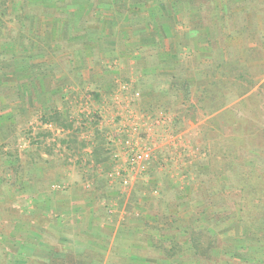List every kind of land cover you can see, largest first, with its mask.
Instances as JSON below:
<instances>
[{
  "label": "crops",
  "instance_id": "0c3cea01",
  "mask_svg": "<svg viewBox=\"0 0 264 264\" xmlns=\"http://www.w3.org/2000/svg\"><path fill=\"white\" fill-rule=\"evenodd\" d=\"M243 2L25 0L15 19L7 9L5 15L0 14V174L13 165L15 155L19 158V151L13 152L6 144L19 133L15 116L24 110L27 98L34 95L46 100L37 108L44 110L42 114L48 107L59 109L53 97L64 99L62 102L69 99L71 75L79 76L80 81L92 75L98 79L123 76L130 80L126 82L131 84V92L143 93V109L151 108L149 102L154 95L169 104V96L176 93L181 108H193L195 113L202 108L200 114L206 117L208 127L226 129L224 111L233 102L222 92L231 87L226 83L229 69L247 57L258 35L247 31L249 24L243 20L251 22L252 15ZM27 8L29 12H25ZM9 27L17 34L6 40L10 35L2 37L1 33L8 32ZM233 43H237V58L233 57ZM114 66L117 68L111 69ZM13 76L18 84L6 83ZM207 84L210 98L203 107L199 105L203 97H196L193 90L200 92V87ZM10 86L17 92L16 99L6 101L3 91ZM92 86L95 94L107 90V86ZM35 121L39 124L41 120ZM33 123L29 120L28 126ZM44 127L56 133L64 130L51 124ZM27 153L24 157L30 160L41 154L38 150ZM27 159L9 168L13 175L5 180L0 177V204L10 199L21 205L16 215L15 244H10L12 249L5 248L15 249L16 255L7 264H29L30 260L40 264L52 257L63 261L74 257L77 264H257L264 260L247 245H236L234 253L230 251L233 242L244 239L241 236L210 248V240L229 234L234 227L247 230L235 222L239 219L226 217L225 209H215L219 201L207 192L214 193L213 182L200 185L188 180L182 187L179 183L165 185L177 190L171 196L162 189L156 193L160 185L150 183L146 187L152 185L153 191L146 188L136 202L129 195L121 203V211L119 208L107 216L103 198L115 194L108 195L104 190L115 187L109 186L102 175L95 172L100 178L91 180L96 189L90 191L88 183L84 184L70 167L57 169L52 161L28 167ZM53 169L54 180L44 178ZM58 182H63L62 188L51 185ZM3 215L0 211L1 222ZM200 234L202 244L196 239ZM207 252L211 259H219L209 260Z\"/></svg>",
  "mask_w": 264,
  "mask_h": 264
},
{
  "label": "rangeland",
  "instance_id": "374dc122",
  "mask_svg": "<svg viewBox=\"0 0 264 264\" xmlns=\"http://www.w3.org/2000/svg\"><path fill=\"white\" fill-rule=\"evenodd\" d=\"M6 1L9 14H11L12 19L13 17L15 19V16L21 13L19 5L22 1L25 3V0ZM246 1L247 0H244L243 3L247 4L248 2ZM251 7V22H249L248 19L243 21L249 24L247 27L249 34H258L251 42V45L255 47L248 48L247 57L238 63V65H234L229 69V77L226 78V83L228 82L231 87L224 88L225 90L222 94L229 95L231 102H233L231 107L237 105L238 99H240L237 92L243 90L246 92V96L252 93L256 94L258 98L254 96L255 100H253L255 103L254 109L257 107L259 111L257 113L258 117L256 122L260 121L258 124L263 128L264 82H262V80H264V1H262L261 4L255 1ZM28 9L29 8H27L25 12H29ZM8 19L9 18H7V20ZM234 27H232V29H235ZM6 31L8 32L3 30L1 33L2 37L6 34L10 35V37L8 36L5 38L6 40L16 37L17 33L15 28L9 27ZM237 43L232 44L234 58H237ZM116 68L115 66L114 68L111 67V69ZM107 69L109 70V68ZM231 71H233L234 74H232ZM245 73H247V76H245ZM242 74L244 76H241ZM90 77L91 76H88L85 77L86 80H81L82 84L79 76L75 77L71 75L69 77L71 84L68 87L70 89L68 94L69 99L65 100L68 101L66 106L64 105L65 101L62 102L64 99L58 98V96L53 97L59 99H55L53 102L56 101L58 104L56 107H60V111L64 112L65 119L73 125L70 131L65 129V131L61 130V132L56 133V131L44 127L41 120L43 116L41 112L44 110L40 111L37 108H40L38 106L42 102H46V100L42 99V97L34 98V95L27 98L25 103L27 105L23 108L24 110L22 112L20 111L15 116L19 122V133L6 144L13 152L19 151V158L17 159L15 155V157L12 158L14 162L13 165L9 166L7 164V172H3V175L0 174L2 180H5V178L8 177L7 175H13V172L11 170L9 171V168H13L14 165H18L22 161L25 163L28 151L31 153V150H38L41 154L36 156L35 160L27 159V162L29 161L28 167L32 164L39 163L45 165V163L49 164V162L52 161V166L57 169L63 167L69 169L70 167L73 174L84 180V184L88 183L87 188H89L90 191L96 189L94 185L92 186L94 178L95 182L96 179L100 178L96 173L102 175L109 186L115 187L113 189L106 185L109 188L104 190L106 194H108V192H110V194H115L114 196H104L103 198L107 216L114 215L121 207V203H123L129 195L135 202L138 201L146 190V185L150 183L160 185V190L155 189V192H160L162 189L163 191H167L169 196H171L174 195L177 190L175 188H164L165 185L179 183V187H182L184 184L183 181L187 184L188 180L193 184L200 183V185L206 182H213L215 185L214 198H217L219 201L216 203L215 206L217 208L215 209H217V211H223L225 209L226 217L230 216L239 219L237 221L235 220V222H239L240 226L246 227L247 230L243 231L242 229V231H240L241 229L239 230L237 227H234L229 234H221V237L213 238L210 248H219L223 246L222 241L229 239L235 241L236 237L241 236L244 239H242L241 242H233L234 244L230 245V247H232L230 251L234 253L236 245H247V247L255 248L256 252H253V254H257V256L264 259V246L260 243V240L262 238L264 239V198L259 199L260 196H258L257 193L249 195L241 192L240 189L237 188L236 183L238 182L237 176H239V172L236 167L233 169L227 168V170L224 171L225 153L228 151L227 145L234 144L236 145V149H234L236 151L234 153H238L241 158L238 163L256 168L259 174L264 175V144L262 142V140H264V135L263 138L258 139L257 144L252 146L251 139H254L253 133L248 132L246 129L236 130V128L231 126L230 128L228 127L227 123L229 121L230 123H239V119L234 118L235 116H232L233 119L227 118L226 129L223 127L220 129L218 126H215V128L211 126L208 127L207 122H204L206 117L203 118L201 116L202 114H200L203 109L199 108L201 110L197 111V109L195 113L193 108H181L178 103H176V93L175 97L169 96V104H165V100L154 95L151 102H149L151 108L143 109L140 107L143 93L140 90L131 92L130 90L132 88L130 89L129 87L131 84L126 82L130 81L129 79L120 75L102 79L93 77V75L91 79ZM130 77L132 80V76ZM6 83H15L14 85H16L18 84V78L15 76L10 77ZM92 84L107 86V90L99 93L100 96H96ZM12 87L14 88V86H10L3 91L5 92L3 97L6 101H8V99L10 101L16 99L15 96L17 92ZM200 89V92H198L192 88L196 97H203V102L201 101L199 105H203L204 107L208 103L205 95L208 94L209 84L200 87ZM163 97L166 98L167 95ZM133 100H135V102ZM216 100H218L217 97ZM253 102L249 101L248 104L252 106ZM62 105L64 107H62ZM251 110H253L252 107ZM182 111H185V113ZM241 115V119H244L241 123L250 116L247 109L244 113L242 112ZM193 116L195 120H193ZM36 118L41 120L39 124L35 121ZM197 118L198 120H196ZM29 120H33L35 123L28 126ZM240 135L243 136V140L239 144V147H237L238 143L235 141L237 139H233L232 137L238 138ZM128 139L139 144L141 148L147 150L150 154L147 171L137 176L136 174L130 175L125 171L127 164L125 160L126 153H124L123 148L125 147V141ZM102 141L105 151L99 150L98 153H100L101 160L103 161L97 162L95 158V154L97 155V153H94V150L95 147L97 148L100 144L99 142ZM256 146L259 148H256ZM20 150H23V152L21 153ZM116 154L121 155L120 157H124V159L121 158L117 160L115 157ZM25 155L26 157H24ZM46 169L50 168L47 166ZM54 169L49 171L52 172L50 176H48L50 173H47L44 178L52 177ZM117 169L121 173V176L119 178H111V173ZM127 174L130 177V183L129 185H123V177L127 176ZM52 180H54L53 177ZM58 183H52L51 185L61 186L62 188L63 186L61 183L63 182ZM233 186L234 188H232ZM260 188L264 189V184H262ZM147 189L153 191L152 185L148 186ZM101 190H103V187ZM207 192H209L208 195L210 196L213 194V192L209 190H207ZM224 196L225 200L223 199ZM8 201L9 202L5 201V203L0 204V211L5 215H3L4 218L2 222L0 221V240H3L0 242V264H7L6 261L12 260L10 257L16 255L14 254L15 249L5 251V248L7 246L9 249H12L10 244H15V238L17 237L16 215L21 211V205L11 202L10 199H8ZM121 210L120 208L119 211ZM221 227L222 226H219L218 228ZM4 240H6L7 243L4 242ZM226 244L229 245L227 242ZM15 246L16 245H13L14 248ZM239 252L242 253L244 251L240 249ZM29 255L32 259V253ZM205 255L209 260L219 259H211L212 255L210 252H207ZM52 258L53 260L51 261L46 260V263L39 262L40 264L78 263L77 259L74 257L71 261H63L60 257H58V259ZM37 263L38 262H36V264ZM259 263L263 264L264 260L257 264ZM29 264H33L31 260Z\"/></svg>",
  "mask_w": 264,
  "mask_h": 264
},
{
  "label": "trees",
  "instance_id": "16d2710c",
  "mask_svg": "<svg viewBox=\"0 0 264 264\" xmlns=\"http://www.w3.org/2000/svg\"><path fill=\"white\" fill-rule=\"evenodd\" d=\"M258 2V4H261L262 1L264 0H247V6L248 9L250 10L252 7L251 5H253L254 3ZM7 1L6 0H0V10H1V15H5L6 11H7ZM232 74L233 71H231ZM241 76H244L243 74ZM243 78V77H242ZM227 87V84L225 85V88ZM264 88V86H263ZM261 91V90H260ZM208 94L205 95L207 97V99L210 98V91H207ZM237 94L240 96V99H238V103L237 105H235L234 107H229L224 111V115L228 118V119H233L232 116H235L234 118H238L239 119V123H230V121L227 123L228 127L230 128H236V130H241V129H246L248 130V132L253 133L254 139L252 138V146L258 143V139L263 138L264 135V127H260L258 123H260V121L256 122V119L258 117L257 113L258 108L256 107L254 109L255 103L253 102L254 96H256L258 98V96L254 93L250 94V95H245L246 92L239 91L237 92ZM96 96H100V94H95ZM205 98V97H204ZM251 101L252 106H250L248 104V102ZM251 107L253 110H251ZM248 110L249 113V118H247V120L243 121L244 119H241V114L242 112L244 113L245 110ZM46 112H44L41 120L43 124H51L57 128L60 129H66V130H71L73 128V125L71 123H69L66 119H65V115L63 111H60L57 108L51 107V108H46L45 110ZM262 124V123H261ZM252 136V137H253ZM233 139H237L235 140L237 144V147H239V144L242 142V138L243 136L240 135L238 138L236 137H232ZM231 138V139H232ZM75 139V138H74ZM263 144H264V140H262ZM100 144L98 145V147H95L94 153H97V155L95 154V158L97 160V162H102L103 160H101L100 157V153H98L99 150H103L105 151V147L102 142H99ZM106 146V145H105ZM228 151L225 153V159H224V171L227 170V168L233 169L234 167L237 168L238 172H239V176H237L238 178V182L236 183L237 188L240 189L241 192L243 193H247V194H252V193H257L260 198H264V189L260 188L262 184H264V175L263 174H259L258 170L256 168H251L249 166H247L246 164H239L238 162L240 161V155L235 154L234 152L236 150V145L234 144H228L227 145ZM256 148H259L258 146H256ZM107 150V148H106ZM105 153V152H104ZM106 160V159H105ZM228 160V161H227ZM235 168V169H236ZM234 188V186L232 187ZM236 188V187H235ZM222 189V188H221ZM259 189V190H258ZM214 194V193H213ZM232 218V217H230ZM234 219V218H232ZM229 220V219H227ZM258 237V236H256ZM200 238H202V234L199 235V237H196L197 241L199 243H201ZM212 240H210V245L212 244ZM260 243L264 246V239L262 238L260 240ZM202 244V243H201Z\"/></svg>",
  "mask_w": 264,
  "mask_h": 264
},
{
  "label": "built area",
  "instance_id": "2783aa9c",
  "mask_svg": "<svg viewBox=\"0 0 264 264\" xmlns=\"http://www.w3.org/2000/svg\"><path fill=\"white\" fill-rule=\"evenodd\" d=\"M123 149H124V153H126L125 160H126L127 168L125 169V171L127 173H129L130 175L136 174L137 176L147 171V164L150 160V154L147 150L141 148L139 144H136L131 139L125 141V147ZM120 156L121 155L118 154L115 155L117 160L121 158L124 159V157H120ZM120 176L121 173L118 171V169L111 173V178L114 177L119 178ZM129 178L130 177L128 174L127 176L123 177L122 180L123 185H129L130 183Z\"/></svg>",
  "mask_w": 264,
  "mask_h": 264
}]
</instances>
